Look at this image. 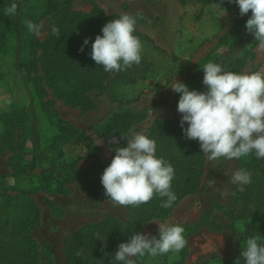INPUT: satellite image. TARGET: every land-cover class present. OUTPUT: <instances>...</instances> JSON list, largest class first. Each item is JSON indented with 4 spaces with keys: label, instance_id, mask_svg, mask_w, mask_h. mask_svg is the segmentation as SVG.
<instances>
[{
    "label": "trees",
    "instance_id": "trees-1",
    "mask_svg": "<svg viewBox=\"0 0 264 264\" xmlns=\"http://www.w3.org/2000/svg\"><path fill=\"white\" fill-rule=\"evenodd\" d=\"M19 0H0V57L10 52V39L18 33L17 16H6L4 9ZM74 0H47L45 15H51V27L59 28L60 35L50 34L39 40L32 33L23 34L20 40V70L37 104V110H45L47 102L46 88H49L56 99L64 104L79 108L82 112H90L97 106L95 94L110 93L117 108L111 119L104 124L100 132L102 137L127 134L130 129L146 119V113L125 108V105L138 101L140 97L126 100L120 92L122 87L136 85L140 80L151 77L157 71L155 63L146 53V48L165 53L147 36L135 31L142 44L141 62L121 72H105L103 67L92 60L91 44L97 35H102V27L117 14H107L103 8L94 3L90 12L74 11L69 6ZM215 0H180L183 6L192 2L208 6ZM19 4V3H18ZM226 8L240 16L237 4L226 0ZM125 7H127L125 5ZM239 18L238 22L247 21ZM238 28V27H237ZM237 28L225 33L220 42L231 48H239L243 37ZM25 26L21 24V31ZM89 43L81 46L85 39ZM257 41L236 57H224L219 53L203 58L198 64L188 69L185 83L189 90L206 91L203 85V66L208 62L219 63L224 71L242 73L250 59ZM171 82L167 78L161 89ZM179 94L174 93V101L178 104ZM29 111L22 106H13L9 112L0 113V154L12 153L15 186L8 193L4 180H0V223L3 226L0 236V264H40V244L32 236V232L41 226L40 210L32 195L45 192L51 196L66 195L72 184L87 193L93 199H107L101 184L104 169L110 164L99 159L102 150L85 132L73 127L61 119L51 121L55 129L54 135L47 144L39 137L36 143L31 126ZM187 127V124H185ZM147 137L155 140L157 158H163L174 168L171 191L177 199L171 208L161 207L166 197L155 195L146 204L139 207L123 206L128 211V222L125 223L114 216H108L99 223L88 224L71 233L66 239L65 254L67 264H123L115 260V251L120 243L127 242L136 232L142 233L144 227L154 219H167L174 207L185 197L196 194L202 186V177L207 156L200 149L197 140L185 138L178 119H161L149 128ZM68 140L83 148L82 158L70 160L64 151ZM75 140V141H73ZM67 141V142H66ZM31 144V149L27 147ZM89 158L94 163L85 170H79L81 159ZM40 169V171H38ZM240 170L251 173V183L236 187L232 197L236 199L237 208L230 213L232 227L237 221L254 220L258 224L261 236L264 237V158L258 159L254 153L243 159ZM243 188V190H241ZM108 200V199H107ZM9 207L17 209L8 210ZM201 223L181 225L187 243L196 233ZM104 240H100L97 238ZM159 237V236H158ZM157 237V238H158ZM187 243L180 251V258L172 260L171 253L158 256L156 264H186ZM77 251L81 252L77 256ZM47 264H54L52 253H46ZM144 257H133L136 264H147ZM236 259L227 257L224 264H235ZM202 264H209L206 260Z\"/></svg>",
    "mask_w": 264,
    "mask_h": 264
},
{
    "label": "rangeland",
    "instance_id": "rangeland-1",
    "mask_svg": "<svg viewBox=\"0 0 264 264\" xmlns=\"http://www.w3.org/2000/svg\"><path fill=\"white\" fill-rule=\"evenodd\" d=\"M46 2L47 0H22L20 14L17 16L18 33L10 39V52L0 57V113L9 112L13 106L26 108L32 119L30 124L36 131L33 133L34 141L37 143L39 137H44L42 139L43 144L49 143L56 132L53 125H51V121L61 119L84 131L86 136L90 137L95 142V145L102 150L99 159L111 163L112 158L115 156V151H110L109 149L126 147L129 132L125 135L117 136L120 138L118 145H110V137L105 138L100 135L101 127L111 119L113 112L120 106L112 101L109 92L94 95L97 106L90 112H82L79 108H72L64 104L62 100L54 97L49 88H46L47 97L44 98L47 106L41 105L45 107V110H37V104L32 100V95L20 70L18 47H20V40L23 34L30 33L24 24L25 20H32L34 23L43 22L44 28H42L41 35L38 37L39 40H44L50 34L51 15H43L46 10ZM128 2V0H74L69 6L74 11L90 12L93 4L96 3L108 14H128L133 17L132 12L128 11L129 8L126 5ZM18 3L21 4V0ZM166 3V0H159L146 6L149 16L135 17V29L139 28L146 32H158L161 35V40L159 41L168 46L176 45V49L175 51H165V53L153 51L150 49L151 47L145 49L146 53L151 57L150 59L153 60L152 62L155 63L157 71L155 72L154 70L151 73V77L147 75V79L140 80L136 85L122 87L120 92L125 95L126 100L130 101L150 91L159 90L158 87L163 86L167 78L185 72L194 66L193 63L199 57L203 59L208 55L219 53L224 57L232 58L240 55L255 43L254 36L246 31V21L238 22L239 18H247L248 14L236 17L234 11L226 8V0H215L213 4L208 6L196 3L189 4L184 7V11L180 10L182 15H180L179 21L176 19L177 12L175 7L170 8L171 11L168 12L167 16L165 15L166 17L164 16L165 19L160 18V11L157 6L162 4L165 6ZM215 4H219L222 9L218 10ZM163 19L166 21H163ZM21 24L25 26L24 32L21 31ZM171 26L176 32L167 31ZM235 28L243 37L244 42L239 48L233 49L219 40L225 33ZM253 53L254 57L249 60L242 73L256 71L264 73V51H258L256 46ZM138 106L132 105L131 107L130 103L126 104L125 108L133 110V108ZM171 115L180 117L179 114L175 113H171ZM132 128L147 136L150 127L144 121L135 124ZM69 142L68 140L64 147L68 158L70 160L82 158L84 154L82 146L75 142ZM31 144L27 145L29 149H31ZM13 156L10 152L0 154V180H4L1 186L5 185V188L1 187V190L8 189L10 194H15V192L10 190L13 185L15 186L14 171L12 169ZM248 157L233 160L221 158L217 161H209L207 159L199 192L184 198L180 204L174 207L167 219L150 221L144 227L142 233L158 237V223H167L170 226L174 224L184 225L182 222L189 216L190 221H194L190 225L197 223H201V225L197 232L191 235L192 237L187 243L188 247L195 246L199 242L201 243L202 240H208L209 236L222 238V234L230 230L233 232L231 242L235 245V254L230 258L236 260L239 258L240 264H244L241 252L246 238L254 234L261 236V233L258 229V224L254 220L237 221L232 227L230 213L237 208L236 199L232 197V193L236 187H241L242 185L233 184L231 175L233 172L240 170L241 161ZM93 163L94 160L84 158L80 160L78 168L79 170H85ZM31 197L40 210V229L34 233L32 232V236L34 235L41 246L40 264H47L46 253L49 252L52 253L54 264H67L65 242L72 231H76L88 224L99 223L108 216H114L125 223L128 222V211L123 206L114 205L107 199H93L87 193L78 189L76 183L70 186V190L66 195L51 196L40 191ZM8 210H16L17 212L15 207H9ZM204 211L206 212L205 216L201 218ZM2 229L3 226L0 223V236ZM228 254L231 253H223L208 258L207 261L209 264H224ZM171 255L173 261H177L180 258V252L178 254L171 253ZM157 259L158 256L154 258L148 257L147 264H156ZM187 261L188 264L201 263L199 259L194 261L189 253L186 257Z\"/></svg>",
    "mask_w": 264,
    "mask_h": 264
},
{
    "label": "clouds",
    "instance_id": "clouds-1",
    "mask_svg": "<svg viewBox=\"0 0 264 264\" xmlns=\"http://www.w3.org/2000/svg\"><path fill=\"white\" fill-rule=\"evenodd\" d=\"M239 7V14L247 19L246 31L257 41L258 51H264V0H229ZM21 4L11 3L4 9L6 16H18ZM219 10V4H215ZM28 31L41 35L43 22L25 20ZM135 18L123 14L102 27L91 44L90 56L105 72L125 71L141 62L142 44L134 35ZM59 37L60 30L51 27ZM89 43L86 38L81 46ZM203 85L206 91L189 90L175 80L170 86L179 94L177 111L181 114L180 126L188 140H197L209 161L240 159L254 153L264 158V73L260 71L235 73L224 71L219 63L208 62L203 66ZM187 124V127H185ZM125 137V136H124ZM110 145L120 143L112 135ZM115 151L111 163L104 169L101 184L104 195L114 205L139 207L151 201L155 195L166 197L161 207L171 208L177 197L171 191L174 168L163 158H157L156 142L145 134L130 129L126 147L110 148ZM227 175V173H225ZM233 184H250L251 173L237 170L231 175ZM243 190V188H241ZM159 237L136 232L129 240L118 245L115 260L123 264H136L133 257H157L168 253L178 254L186 246L185 229L179 225L158 223ZM104 240L101 238H97ZM77 256L81 255L77 251ZM244 264H264V237L252 235L246 238L241 252ZM235 264H240L238 258Z\"/></svg>",
    "mask_w": 264,
    "mask_h": 264
},
{
    "label": "crops",
    "instance_id": "crops-1",
    "mask_svg": "<svg viewBox=\"0 0 264 264\" xmlns=\"http://www.w3.org/2000/svg\"><path fill=\"white\" fill-rule=\"evenodd\" d=\"M128 1L129 2L126 4L128 6L127 8H129L128 11L132 12L133 17L135 18L137 16H141V17L149 16V14L147 13V7L146 6L150 5V3L158 2L159 0H128ZM166 1H167V3L165 6L163 4L161 6L160 5L157 6L159 11H160V18H164L165 15L167 16L168 12L171 11L170 8L175 7L176 12H177L176 19H177V21H179L180 15H182V14H180V12H181L180 10L182 9V11H184L185 6H183L181 4L180 0H166ZM192 3H195V2H192ZM192 3H190V4H192ZM196 4H198V3H196ZM113 14L120 15L119 13H113ZM164 19H163V21H166ZM162 22H161V24H162ZM136 31L139 32L140 34L144 35V36H147L149 39H151L154 42L155 46L159 47L164 52L165 51H168V52L169 51H175V49H176L175 48L176 45L175 46L174 45L168 46L165 43H162L161 41H159V40H161V35L158 32H152V31L146 32V31H142L139 28L136 29ZM167 31L176 32V30H174L172 28V26L169 27ZM200 58L201 57L197 58L198 60H196L193 63V65L198 64L202 60V58L201 59ZM187 75H188V70H186L183 73H179L177 75H174L173 77H171V82L167 86H165L159 90L150 91L149 93L141 96L138 101L131 103V107H132V105H139L137 108H133V110L143 111L144 113H146V119L144 121L147 122L149 127H151L152 124H154L155 122H157L161 119H178V120H181V118H182L181 114L177 111V105L178 104L174 101V93L175 92L172 91L170 86H172L175 83V80H177L179 82L186 83L187 78H188ZM168 113H170V114H168ZM171 113H175L177 115L179 114L180 117H174L171 115ZM182 201L183 200H181V202ZM180 203H178V204H180ZM205 213H206L205 211L202 213L201 218H203L205 216ZM193 222L194 221H190V217L187 216L185 218V221L182 223L184 225H190ZM39 229H37L36 231H38ZM79 229H77V230H79ZM36 231H34V232H36ZM74 232L75 231H72L71 233H74ZM33 237H34V235H33ZM232 237H233V232L230 230H227L222 234L223 239L222 238H215V237L213 238L212 236H209L208 240H204V241L202 240L201 243L198 240L199 243L197 245L189 246V247L187 246V255L189 253L194 261H196L197 259L201 260L200 264H202V262L206 261L208 258L215 257V256L221 255L223 253H231L232 255L228 254V256H226V257H231L235 254V245L232 244V242H231V239H233ZM186 263L188 264V261Z\"/></svg>",
    "mask_w": 264,
    "mask_h": 264
}]
</instances>
